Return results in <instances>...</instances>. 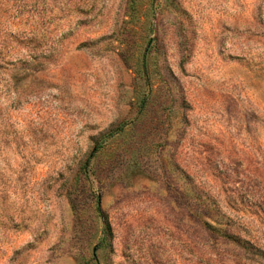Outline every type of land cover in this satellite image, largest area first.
Listing matches in <instances>:
<instances>
[{
	"label": "rangeland",
	"instance_id": "obj_1",
	"mask_svg": "<svg viewBox=\"0 0 264 264\" xmlns=\"http://www.w3.org/2000/svg\"><path fill=\"white\" fill-rule=\"evenodd\" d=\"M0 264H264V0H0Z\"/></svg>",
	"mask_w": 264,
	"mask_h": 264
},
{
	"label": "water",
	"instance_id": "obj_2",
	"mask_svg": "<svg viewBox=\"0 0 264 264\" xmlns=\"http://www.w3.org/2000/svg\"><path fill=\"white\" fill-rule=\"evenodd\" d=\"M99 205H100V198H99Z\"/></svg>",
	"mask_w": 264,
	"mask_h": 264
}]
</instances>
